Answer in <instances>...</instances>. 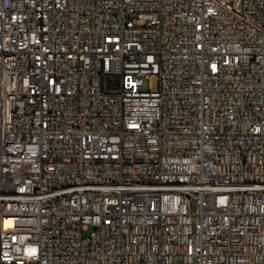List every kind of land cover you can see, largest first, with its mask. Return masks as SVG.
<instances>
[{
  "label": "built area",
  "instance_id": "built-area-1",
  "mask_svg": "<svg viewBox=\"0 0 264 264\" xmlns=\"http://www.w3.org/2000/svg\"><path fill=\"white\" fill-rule=\"evenodd\" d=\"M0 264H264V0H0Z\"/></svg>",
  "mask_w": 264,
  "mask_h": 264
},
{
  "label": "rangeland",
  "instance_id": "rangeland-1",
  "mask_svg": "<svg viewBox=\"0 0 264 264\" xmlns=\"http://www.w3.org/2000/svg\"><path fill=\"white\" fill-rule=\"evenodd\" d=\"M146 86L152 87V89H156L158 87V78L155 76L152 79H147L146 80Z\"/></svg>",
  "mask_w": 264,
  "mask_h": 264
}]
</instances>
